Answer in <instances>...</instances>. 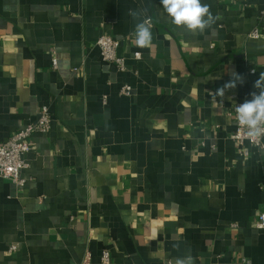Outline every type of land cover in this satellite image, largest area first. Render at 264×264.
Here are the masks:
<instances>
[{"label":"crops","instance_id":"crops-1","mask_svg":"<svg viewBox=\"0 0 264 264\" xmlns=\"http://www.w3.org/2000/svg\"><path fill=\"white\" fill-rule=\"evenodd\" d=\"M201 2L217 17L203 32L160 0H0V143L41 105L51 115L24 185L0 178V264H102L104 250L108 264H264V148L229 138L234 105L259 92L264 2ZM103 34L124 70L101 59Z\"/></svg>","mask_w":264,"mask_h":264},{"label":"built area","instance_id":"built-area-1","mask_svg":"<svg viewBox=\"0 0 264 264\" xmlns=\"http://www.w3.org/2000/svg\"><path fill=\"white\" fill-rule=\"evenodd\" d=\"M264 2V0H262ZM149 25H151L150 20L147 19ZM260 34L256 29L249 33V38H259ZM120 41L109 35H101L96 41L95 45L98 47L101 59L109 64H112L118 70H124L125 65L121 57L117 55V48ZM134 57L139 58L140 53L134 52ZM57 65L56 58L52 59V67L55 68ZM254 70L250 69L248 73H253ZM131 92V87L129 85H123L119 94L123 96L129 95ZM251 99V96H250ZM243 102H237L234 105V111L232 114L234 129L229 135V138L233 140L238 146H242L248 143L251 147L261 150L260 147L255 146L250 143L246 138L244 130L240 128L236 121L235 108ZM51 115L48 105H41L38 110V117L36 121L30 123L24 127L19 128L15 131L6 141L0 143V178L9 180L15 183L17 186H23L26 180L22 177L21 172L25 164L23 162L22 156L29 151V137L36 132H47L50 129ZM264 143V141H262ZM243 154H247V150L244 149ZM255 228L264 229V211H260L257 215L255 221ZM16 250L15 245H10L8 247V252L13 253ZM101 263H109V253L104 250L101 254Z\"/></svg>","mask_w":264,"mask_h":264},{"label":"clouds","instance_id":"clouds-1","mask_svg":"<svg viewBox=\"0 0 264 264\" xmlns=\"http://www.w3.org/2000/svg\"><path fill=\"white\" fill-rule=\"evenodd\" d=\"M160 4L172 24L189 31L203 32L206 28H211L217 20L210 11V5L203 4L201 0H160ZM130 15L135 17L137 13L131 12ZM134 31L135 44L138 47L151 45L153 36L147 20L137 23ZM239 79L241 78L234 74L233 79L217 89L215 95L223 96L226 89L236 87V80ZM253 87L259 92H251V99L236 106V121L251 144L264 148V72L259 74ZM179 264L186 262L181 260Z\"/></svg>","mask_w":264,"mask_h":264}]
</instances>
